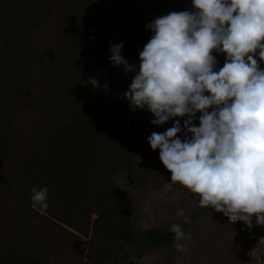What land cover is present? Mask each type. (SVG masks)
Masks as SVG:
<instances>
[{
  "label": "trees",
  "instance_id": "16d2710c",
  "mask_svg": "<svg viewBox=\"0 0 264 264\" xmlns=\"http://www.w3.org/2000/svg\"><path fill=\"white\" fill-rule=\"evenodd\" d=\"M183 10L192 0H0V264H180L174 233L136 229L115 180L174 182L147 141L174 121L155 126L150 112L130 109L123 94L135 72L113 66L109 48L123 43L138 71L146 25ZM212 54L219 70L225 54ZM175 183L194 198L184 209L191 223L178 215L174 224L190 236L203 222L196 252L264 264V221L233 224ZM34 186L47 187V209L33 203Z\"/></svg>",
  "mask_w": 264,
  "mask_h": 264
},
{
  "label": "clouds",
  "instance_id": "9594fccd",
  "mask_svg": "<svg viewBox=\"0 0 264 264\" xmlns=\"http://www.w3.org/2000/svg\"><path fill=\"white\" fill-rule=\"evenodd\" d=\"M193 10L170 12L146 25L152 35L139 52V70L110 45L109 61L135 72L124 97L132 111L147 110V141L171 173V181L199 196L231 223L264 221V0H192ZM225 54L222 68L212 53ZM98 87L95 77L89 81ZM199 113L197 126L195 120ZM183 125L181 124V118ZM47 209L48 189H31ZM184 222L191 220L179 209ZM174 247L187 251L190 237L172 224Z\"/></svg>",
  "mask_w": 264,
  "mask_h": 264
},
{
  "label": "rangeland",
  "instance_id": "374dc122",
  "mask_svg": "<svg viewBox=\"0 0 264 264\" xmlns=\"http://www.w3.org/2000/svg\"><path fill=\"white\" fill-rule=\"evenodd\" d=\"M115 180L132 203L133 224L136 229L144 230L152 226L169 228L178 221V210H184L185 204L194 198L191 193L183 192L175 182L141 189L132 186L122 173L117 174ZM200 226L190 234L187 251L182 255L180 264H215L217 262L214 258H205L201 253L196 252L199 251L198 243L202 237L203 226L201 228Z\"/></svg>",
  "mask_w": 264,
  "mask_h": 264
}]
</instances>
